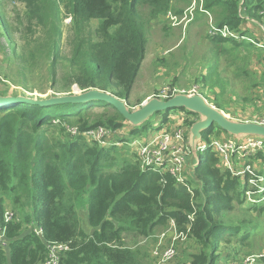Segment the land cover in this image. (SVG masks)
I'll use <instances>...</instances> for the list:
<instances>
[{
  "label": "trees",
  "instance_id": "1",
  "mask_svg": "<svg viewBox=\"0 0 264 264\" xmlns=\"http://www.w3.org/2000/svg\"><path fill=\"white\" fill-rule=\"evenodd\" d=\"M26 1L31 35L22 37L19 52L14 49L21 63L7 70L9 81L29 88L36 74L31 64L43 62L48 68L41 77L49 88L40 87L39 93L53 89L50 96L72 94L77 86L81 93L98 89L128 100L146 57V26L169 14L181 17L196 3L189 27L198 22L205 26L202 60L208 67V75L197 82H210L212 102L224 111L228 94L240 105L257 99L264 104V97L254 92L264 87V72L258 76L249 70L254 58L264 62V0ZM2 4L1 36H9L11 24ZM62 13L72 17L68 56L62 53ZM93 20H99L96 29ZM250 25L262 36L254 35ZM213 27L228 28L233 35L212 33ZM175 112L185 113L189 129L199 119L185 108H174L161 113L164 123ZM126 121L102 101L0 108V227L9 242L7 249L0 248V264H43L50 243L69 245L59 264H152L148 250L129 245L124 234L155 239L170 227L185 236L179 264H229L253 255L264 216L254 211L263 212L264 193L255 196L258 202L245 205L247 192L257 190L250 174L242 180L210 146L199 163L191 157L187 178L180 182L167 172L143 170L134 152L122 156L117 146H101L85 135L98 126L116 132ZM150 126H134L131 138H141ZM72 128L78 133L72 134ZM222 133L228 134L214 126L202 139L211 144L210 135ZM134 139L124 138L122 149ZM254 157L262 164L256 172L264 175L263 149ZM9 205L14 215L7 221ZM85 209L92 233L82 227L80 211ZM257 256L253 264H264V254Z\"/></svg>",
  "mask_w": 264,
  "mask_h": 264
},
{
  "label": "rangeland",
  "instance_id": "2",
  "mask_svg": "<svg viewBox=\"0 0 264 264\" xmlns=\"http://www.w3.org/2000/svg\"><path fill=\"white\" fill-rule=\"evenodd\" d=\"M1 2H4L1 6V10L4 17L6 16L10 22L11 30L9 36H1L2 30H0V96H4L2 95L4 92H7V96L21 95L34 98H47L51 94H55L53 89H48L44 94L39 93V90L37 91L40 87L49 88V83L46 82L44 77H41V74H44L48 68V65L43 62H39L37 65L31 64L30 68L34 70L36 74L34 75L35 80H33V82L29 85V88L19 85V82L9 81L10 73L7 72V70L14 69L21 63V60L14 56V49L19 52L24 42L22 37L31 35L27 28L29 16L27 17L26 13L28 10V3L26 0H2L0 3ZM61 16L63 17L62 53L68 56L71 52V48L67 43V39L72 34V17L63 13ZM192 16L193 15L188 13L187 17H185V15L179 17L180 23L178 24H175V22L168 17H162L160 20L150 21L146 26L148 37L147 52L138 75L139 77L135 82V87L134 89L132 88L133 90L131 91V96L127 100L130 107L133 108L141 105L143 101L153 96L155 93L163 91L166 86H171V84H175L174 87H177L178 89L196 88L200 94H202L209 101V103L214 104V102H212L215 97L214 93L211 92L209 87L206 85H209L210 82H197L198 77V80H201V76L204 79L205 76L203 75L208 73L207 64L202 60V56L206 53L207 48L203 42L205 26L203 27L201 22H198L197 24L194 23L189 27ZM20 21H22L23 24H21ZM91 24L93 29H96L98 27L99 20H93ZM250 29L254 32V35L260 37L262 36L261 31L256 27L250 25ZM261 42L264 44V41ZM262 47H264V45H262ZM190 51L193 52L191 57H189ZM163 60H165V62ZM209 62L212 64V68L215 71L216 68L214 62L212 60H209ZM62 64H66V61ZM249 70L260 76V74L264 72V62L258 57L254 58L251 65H249ZM175 80L176 83H174ZM80 92L81 91L77 86L72 87V94ZM216 92H219L218 88L216 89ZM254 92L256 96L264 97V87L255 89ZM57 94L63 95L65 93H56V95ZM225 97H227L229 105L227 106L228 109L223 111L231 119L258 122L264 117V104L261 99L249 102L246 105H240V103L237 102L239 100L236 101V97L233 95L228 94ZM231 98L232 100H230ZM184 119L185 113L175 112L169 115V122L167 123L171 126H177L178 123H180L182 126L186 127L187 125L184 124ZM147 122L148 124H151V126L144 131V136L139 138L141 140L146 139L154 133L158 127L166 124L164 123L163 115L159 114L154 115ZM134 128L135 127L129 122H124V127L122 129L117 130L115 133L114 131L112 132V136L109 138L107 147L110 145L117 146V152L122 156H128V153L135 152V147L140 145V143H129L126 149H122L124 138L130 140L135 138H131L130 136V133ZM228 134L222 133L220 137L210 135L212 138L211 143L214 141L224 142L226 139L225 137L228 136L235 137ZM242 138L244 137L239 139ZM199 144L204 146L209 145L208 141L204 139H201ZM262 149L264 152V148ZM257 151H248L243 155L237 154L232 158V164L226 168H229L234 172H240L239 176L242 180H244L246 174H244L243 171H245L248 165L247 162H251L252 168L257 171L262 169V164L254 157ZM205 154L206 151L203 150L201 153L202 158L205 157ZM188 172L187 168L183 179L187 178L186 175ZM259 180L260 186L263 187L264 175H260ZM262 192L263 189H260V193ZM251 198L253 197L251 196ZM249 200L250 199L247 197V202L245 203L246 206L249 203H252ZM8 210H13L11 205H9ZM87 212L88 210L85 209L86 214L83 211L80 213L82 227L87 233H92L95 231V228L89 223ZM254 212V214H264V210L260 213V208ZM262 217V233L257 235L254 239V248L251 250L255 257H258L257 254H264V216ZM177 234L179 233L173 227H170L167 230L160 231L155 236V239L152 237L147 239L139 237L134 240L135 237L132 233H125L124 237L129 245L143 246L146 250H148L152 264H179L178 255L179 257L182 256L181 254L184 248L185 236L175 240V255L173 257L165 258L163 255L164 251L172 245V241ZM223 259L224 258H222V260Z\"/></svg>",
  "mask_w": 264,
  "mask_h": 264
},
{
  "label": "built area",
  "instance_id": "3",
  "mask_svg": "<svg viewBox=\"0 0 264 264\" xmlns=\"http://www.w3.org/2000/svg\"><path fill=\"white\" fill-rule=\"evenodd\" d=\"M196 3H193L184 13L185 17L188 16V13L193 15L195 10ZM183 15V16H184ZM175 22V24L180 23L179 16L169 14L167 16ZM221 33L223 36L233 35L228 28L219 29L217 27L212 28V33ZM185 93L188 95L200 94L196 88L191 89H178L177 87L172 88L171 86H166L163 91L155 93L153 96L158 97L159 99L166 100L175 96L176 94ZM151 96V97H153ZM258 123L264 125V117L261 118ZM189 128L182 126L178 123L177 126H171L169 123L164 124L163 126L158 127V129L148 136L146 139H136L132 141L133 144L140 143L135 147L134 150L137 154V160L140 163L143 170H153L160 173H170L172 176L176 177L178 181L184 182L183 176L187 171L186 159L188 156L194 158L195 163H199L202 159V151H207L208 147H213L220 158L222 165L225 167L232 164V158L237 154L243 155L248 151H257L264 148V138L258 136H247L242 139L237 137H228L224 142L214 141L208 146L200 145L198 142L196 153L198 157L192 151L191 145L189 143ZM72 134H77L78 129H70ZM113 131L108 130L104 126H98L92 129H89L85 132V135L91 141L98 142L101 146H106L109 142V138L112 136ZM115 133V131H114ZM237 175L240 172H235ZM244 174H250V183L252 187H257V190H249L247 192V197L250 199V202H258V198L255 197L264 193V186H260V175L256 172V169H253L251 165H247ZM260 189H263V192L260 193ZM251 196L253 198H251ZM264 199V197H262ZM14 212L8 210L6 214V220L9 221L13 218ZM175 229V228H174ZM38 233H41L40 230H37ZM182 234H177L172 245L168 247L163 255L165 258H171L175 255V240L182 238ZM9 246L8 239L6 238V232L3 227H0V248L7 249ZM48 255L47 259L43 264H59L62 258V255L69 249V245L66 243H50L47 246ZM255 256H248L239 260L231 261L229 264H253L255 262Z\"/></svg>",
  "mask_w": 264,
  "mask_h": 264
},
{
  "label": "water",
  "instance_id": "4",
  "mask_svg": "<svg viewBox=\"0 0 264 264\" xmlns=\"http://www.w3.org/2000/svg\"><path fill=\"white\" fill-rule=\"evenodd\" d=\"M91 101H102L120 112L124 118L133 126L145 124L151 117L174 108H185L199 115L189 130V143L192 151L196 153L198 142L203 138V132L214 126L220 127L230 135L237 138L247 136H258L264 138V125L253 121H239L231 119L223 110L209 101L202 94L188 95L176 94L166 100L156 96L149 97L137 107H130L126 99H122L112 93L98 89L80 93L50 96L47 98H34L21 95L0 96V108L18 104H31L50 106L61 103H85Z\"/></svg>",
  "mask_w": 264,
  "mask_h": 264
},
{
  "label": "crops",
  "instance_id": "5",
  "mask_svg": "<svg viewBox=\"0 0 264 264\" xmlns=\"http://www.w3.org/2000/svg\"><path fill=\"white\" fill-rule=\"evenodd\" d=\"M138 77H139V76H138ZM138 77H137V79H138ZM137 79H136V81H137ZM136 81H135V82H136ZM134 87H135V83H134L133 89H134ZM133 89H132V90H133ZM130 96H131V94H130ZM148 96H149V95H148ZM160 115H161V114H160ZM228 137H229V136H228ZM228 137H225V138H228ZM234 157H235V156H234ZM192 158H193V156H192ZM192 158H191L190 156H188L187 159H186V164H187L186 166H187V168H188V171H189V165H190V163H191V161H192ZM82 211L85 213V210H81L80 213H81ZM85 214H86V213H85Z\"/></svg>",
  "mask_w": 264,
  "mask_h": 264
},
{
  "label": "clouds",
  "instance_id": "6",
  "mask_svg": "<svg viewBox=\"0 0 264 264\" xmlns=\"http://www.w3.org/2000/svg\"><path fill=\"white\" fill-rule=\"evenodd\" d=\"M161 115H163V114H161Z\"/></svg>",
  "mask_w": 264,
  "mask_h": 264
}]
</instances>
